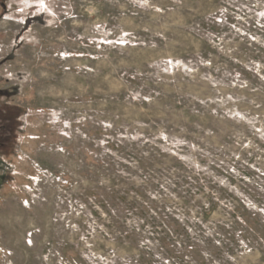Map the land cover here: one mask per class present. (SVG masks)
Wrapping results in <instances>:
<instances>
[{
  "label": "rangeland",
  "instance_id": "374dc122",
  "mask_svg": "<svg viewBox=\"0 0 264 264\" xmlns=\"http://www.w3.org/2000/svg\"><path fill=\"white\" fill-rule=\"evenodd\" d=\"M0 264H264V0H0Z\"/></svg>",
  "mask_w": 264,
  "mask_h": 264
}]
</instances>
